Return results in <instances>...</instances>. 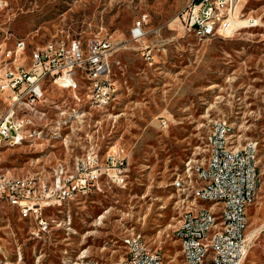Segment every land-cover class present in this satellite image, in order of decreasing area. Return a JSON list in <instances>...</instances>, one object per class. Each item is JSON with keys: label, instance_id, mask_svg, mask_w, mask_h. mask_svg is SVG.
Returning a JSON list of instances; mask_svg holds the SVG:
<instances>
[{"label": "rangeland", "instance_id": "1", "mask_svg": "<svg viewBox=\"0 0 264 264\" xmlns=\"http://www.w3.org/2000/svg\"><path fill=\"white\" fill-rule=\"evenodd\" d=\"M2 1L0 40L8 48L24 41L23 65L32 48L53 39L98 36L119 48L109 103L72 107L67 91L47 88L45 128L32 127L31 138L1 148L0 165L20 174L85 145H97L101 154L111 146L128 164L126 185L68 201L69 224L54 225L40 240L28 238L27 223L0 203V264H111L129 227L165 264H179L174 232L183 196L171 180L181 170L184 179L195 178L186 170L207 157L204 135L215 118L225 120L237 148L256 142L257 188L246 209L250 242L242 264H264V0H238L231 34L200 40L177 19L190 0ZM231 9L227 0L221 18ZM141 13L145 34L134 40L130 29ZM144 45L151 49L148 61ZM63 210L53 217L61 221Z\"/></svg>", "mask_w": 264, "mask_h": 264}, {"label": "built area", "instance_id": "2", "mask_svg": "<svg viewBox=\"0 0 264 264\" xmlns=\"http://www.w3.org/2000/svg\"><path fill=\"white\" fill-rule=\"evenodd\" d=\"M237 1L232 0L228 18H221L223 0H190L177 19L184 31L198 39V32L205 31L208 14H216L219 29L214 37H225L234 30ZM3 8L0 0V11ZM146 20V13L136 17L130 29L132 39L145 34L142 28ZM244 20L253 24L250 17ZM118 48L98 36L84 42L79 38L53 39L32 48L28 63L23 65L24 41H12V49L4 50V40H0V149L24 142L28 127L45 128L43 120L50 101L47 88L67 91L71 105L99 107L89 103V96L111 98L110 88L116 83L112 63L118 65V61L112 62V56ZM141 49L144 59L150 60V47L144 45ZM204 136L211 143L209 153L201 150V154H208L207 165H200L197 159L195 178L184 179L181 170L171 180V184H177V196H183V201L184 187L202 194V203H194L189 213H183L184 229L175 236L178 249H185V258H180L179 264H242L250 242L246 236V209L253 199H248V190L257 188L253 158L256 142L247 139L246 148L234 150V144H226V137L234 134L225 132V120L221 118L210 122ZM236 140L234 137V143ZM109 147L101 154L97 145H85L73 156L63 154L46 167L20 174L0 165V203L12 207L17 218L27 223L28 238L40 240L54 225L69 224V212L63 208L73 196L101 195L110 186L127 184V157ZM199 179H207L205 189H197ZM53 209H62L65 220L52 217ZM216 214H224V221H218L226 224L223 234H216L217 225H211ZM119 240L120 255L111 264H163L159 250L146 245L133 227L125 230Z\"/></svg>", "mask_w": 264, "mask_h": 264}, {"label": "bare ground", "instance_id": "3", "mask_svg": "<svg viewBox=\"0 0 264 264\" xmlns=\"http://www.w3.org/2000/svg\"><path fill=\"white\" fill-rule=\"evenodd\" d=\"M226 1L227 0H223V2H222V10L224 8V5H226ZM222 15H223V11H221V16ZM218 21H219L218 16L216 14H208V23L206 25L205 31L198 32V39L200 40V39H208V38L214 37V35L217 32L216 24ZM22 43H23V41H18L15 44H22ZM11 49L12 48H8L7 46H4V50H11ZM115 84L116 83H114L110 88V96H113V94L115 93V88H114ZM111 99H113V98L112 97L111 98H103L101 96H89V103L91 101L92 104H99V107H100V106H104L107 103H109ZM73 105H75V104H72V107H73ZM82 105H84V104H82ZM31 128L32 127H28L26 129V133L24 134V140L32 137V135H31L32 129ZM228 131H229V129L225 125V132L228 133ZM226 144H234L233 137H226ZM235 144H236V141H235ZM246 147H247V143L240 148H237L234 145V150H243V148H246ZM206 148H207V153H209L211 150V143H210V140L208 138H207ZM255 151H256V149H254V151H253V158H256V152ZM207 163H208V154H207V157L202 162H200V165H207ZM186 171L190 173V174L188 173L189 177L190 176L195 177L197 174V164L189 165ZM119 185H125V184H118L116 186H119ZM173 185L177 188V184H173ZM206 187H207V179H199L197 181V189H205ZM255 192H256V189H249L248 190V199H253ZM184 195H185L184 201L182 200L180 203L181 205L179 204V206L183 205V207H182L181 214L179 216V221H178L177 227H176L175 232H174L175 235L180 234L184 229V220L182 219L183 213H189L192 210V208L194 207V203H202V194L199 193L198 191H193L192 187H184ZM77 198H80V196H73V200H76ZM54 210H62V209H53L52 210V217H53V211ZM218 221H224V214H216V218H211V225H217L216 226V234H223L226 231V224H218ZM180 253H181V258H185V249H180ZM246 253H247V251L243 252V260L246 256ZM162 262H163V264H165L163 258H162Z\"/></svg>", "mask_w": 264, "mask_h": 264}, {"label": "crops", "instance_id": "4", "mask_svg": "<svg viewBox=\"0 0 264 264\" xmlns=\"http://www.w3.org/2000/svg\"><path fill=\"white\" fill-rule=\"evenodd\" d=\"M56 89V88H55ZM50 90H52V89H50ZM60 91V90H59Z\"/></svg>", "mask_w": 264, "mask_h": 264}]
</instances>
